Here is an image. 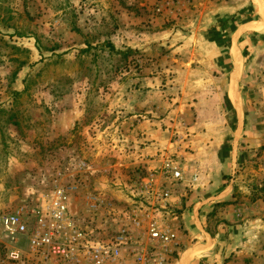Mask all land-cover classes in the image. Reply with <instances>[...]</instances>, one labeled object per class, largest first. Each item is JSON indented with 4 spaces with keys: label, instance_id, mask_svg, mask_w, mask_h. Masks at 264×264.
I'll list each match as a JSON object with an SVG mask.
<instances>
[{
    "label": "rangeland",
    "instance_id": "374dc122",
    "mask_svg": "<svg viewBox=\"0 0 264 264\" xmlns=\"http://www.w3.org/2000/svg\"><path fill=\"white\" fill-rule=\"evenodd\" d=\"M260 7L256 0H0V218L19 214L28 228L14 242L0 226V264H57L54 245L35 250L31 238L33 211L58 189L96 242L114 243L128 230L148 247L151 220L170 226L178 244L167 264H178L203 240L187 230L201 194L194 184L202 159L211 163L219 150L232 167L220 179L234 190L199 210L208 233L223 231L209 264H264V33L235 35L256 12L264 17ZM235 58L238 119L227 97ZM168 162L181 181L163 176ZM152 189L172 191L167 209ZM13 250L20 263L10 259Z\"/></svg>",
    "mask_w": 264,
    "mask_h": 264
},
{
    "label": "built area",
    "instance_id": "2783aa9c",
    "mask_svg": "<svg viewBox=\"0 0 264 264\" xmlns=\"http://www.w3.org/2000/svg\"><path fill=\"white\" fill-rule=\"evenodd\" d=\"M163 176L175 182L183 179L180 169L172 162L166 164ZM152 192L154 203L163 210L167 209L172 191L152 189ZM33 212L38 218V227L31 243L35 250L45 247L51 249L54 245L57 264H167L169 254L173 253L178 244L176 231L154 219L147 227L148 247H144L145 244L142 246L140 238L132 236L128 230L121 231L114 243L96 242L91 234L85 233L79 227L71 213L68 195L62 189L55 192L49 206ZM0 226L5 235L14 242L27 235V222L19 214L2 216ZM44 227L50 232H45ZM10 259L20 263V252L13 250Z\"/></svg>",
    "mask_w": 264,
    "mask_h": 264
},
{
    "label": "crops",
    "instance_id": "0c3cea01",
    "mask_svg": "<svg viewBox=\"0 0 264 264\" xmlns=\"http://www.w3.org/2000/svg\"><path fill=\"white\" fill-rule=\"evenodd\" d=\"M254 1L255 0H250V2L252 3ZM256 1L258 2V4H260L261 7H264L263 0H256ZM256 16L237 26L235 35H237L238 39H241L243 37L244 38L248 37L249 34H253V33H259V32L264 33V30L263 31L257 30V29H264V17L261 15V12H256ZM237 62L238 61L235 58V62H233L232 64L233 69H231V71H229L228 73L231 75V79L227 86V97L231 99L230 100L231 106L233 107L238 119L239 110L243 108V102L241 103V97L237 93L238 87L240 86L239 76L241 73L242 62H238V63ZM215 68L220 70L221 72L222 71L225 72L226 70L225 66L222 65H216ZM233 77L235 80L233 79ZM232 95L235 97L234 99L236 100V102H234V100L232 99L231 97ZM220 148L221 147L215 149H220ZM218 153H215L214 155L210 156L211 163H205L204 160L202 159V161L199 164V170H198L200 172L199 174H197L198 178L197 181L195 182L196 184H194V185H198L196 186V189H198V191H201V194L198 195L200 199L198 202L196 203L191 202V206L193 207L191 209L190 220L193 219V221L191 222V224H189V226H187V230L189 231L190 234H195V232L200 233L201 237L199 239L202 238L203 240L195 243V245H191V247H188L187 250L184 251L183 254H181V258L178 264H201L202 261H204V263L206 261V263L209 264L212 261V257L215 258L217 257L216 256L217 254L213 253L216 246L222 244V243L220 244L218 242L219 240L217 239L219 234L223 232L222 228L219 229V233H217V235L213 236L210 233H208V231H206L205 229L206 227L203 226L202 221L197 218L198 215L201 214L199 210H201L204 205H206L211 201H217L218 203L224 202L226 201V199L227 200L229 199L232 191L234 190L233 185L231 186L228 185L224 187L222 183V179H220L221 174H223V172L226 169L230 168L231 166L225 162V159H223V156L220 154L221 150H219ZM211 165L212 167H210ZM221 199H225V200H221ZM211 203H216V202H211ZM261 203H263V201H261ZM251 210L253 216L262 214L260 209L251 208ZM238 215L240 217V214ZM251 222H253L252 219L248 221L249 225H251ZM229 229L233 231V233L235 234L240 231V227L235 225L233 227H230Z\"/></svg>",
    "mask_w": 264,
    "mask_h": 264
},
{
    "label": "trees",
    "instance_id": "16d2710c",
    "mask_svg": "<svg viewBox=\"0 0 264 264\" xmlns=\"http://www.w3.org/2000/svg\"><path fill=\"white\" fill-rule=\"evenodd\" d=\"M109 47L111 48V51H115L114 46H112L111 44H109Z\"/></svg>",
    "mask_w": 264,
    "mask_h": 264
},
{
    "label": "bare ground",
    "instance_id": "6f19581e",
    "mask_svg": "<svg viewBox=\"0 0 264 264\" xmlns=\"http://www.w3.org/2000/svg\"><path fill=\"white\" fill-rule=\"evenodd\" d=\"M232 99L235 100V99H234V96H232ZM235 101H236V100H235Z\"/></svg>",
    "mask_w": 264,
    "mask_h": 264
}]
</instances>
